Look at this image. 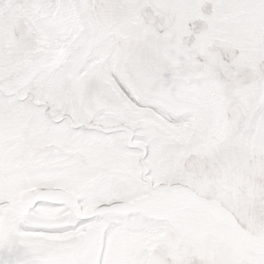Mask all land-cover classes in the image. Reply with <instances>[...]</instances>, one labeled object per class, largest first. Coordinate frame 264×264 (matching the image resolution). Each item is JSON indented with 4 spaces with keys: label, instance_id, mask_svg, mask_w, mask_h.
Returning <instances> with one entry per match:
<instances>
[{
    "label": "snow or ice",
    "instance_id": "obj_1",
    "mask_svg": "<svg viewBox=\"0 0 264 264\" xmlns=\"http://www.w3.org/2000/svg\"><path fill=\"white\" fill-rule=\"evenodd\" d=\"M0 264H264V0H0Z\"/></svg>",
    "mask_w": 264,
    "mask_h": 264
}]
</instances>
